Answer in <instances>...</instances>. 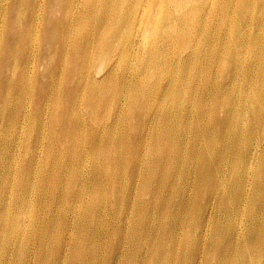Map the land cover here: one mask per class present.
Masks as SVG:
<instances>
[{
    "label": "rangeland",
    "instance_id": "1",
    "mask_svg": "<svg viewBox=\"0 0 264 264\" xmlns=\"http://www.w3.org/2000/svg\"><path fill=\"white\" fill-rule=\"evenodd\" d=\"M42 2L47 6L38 11L35 23L30 0L14 10L22 15V25L38 24L32 33H17L10 13L0 18V263L197 264L205 236L210 243L236 249L231 232L242 221L240 241L252 235V254L242 258L240 251V264H264L259 257L264 252V224L258 222L264 212L257 205L264 193L256 186L261 175H252L255 185L246 187L257 198L237 196L246 175L242 147L252 149L259 136L252 108L243 111L244 96H253L249 71L243 75L244 66L223 63L235 71L223 73L222 90L236 99L223 105V98L230 101L223 91L209 98L195 95L194 109L200 116L190 121L149 123L136 114L120 116L121 104L128 105L130 98L115 81L118 65L115 74H103L101 85L88 80V70L95 67L96 73L103 64L86 66L89 59L78 48L84 17L70 5L69 25L64 14H58L57 3ZM0 4V13L10 9L8 2ZM46 12H54L59 20L49 22ZM13 37L20 41L12 43ZM12 49L16 57L9 75L5 68ZM255 57L250 55L248 62ZM108 88L107 97H102ZM179 95H161L151 107L158 109ZM214 107L219 116L212 113ZM237 111L246 134L240 133V147L230 148L226 136L238 128ZM38 130L47 137L34 144ZM165 131L170 138L163 143L159 139ZM110 140H116L112 147ZM165 155L175 160L167 166L170 182L159 187L158 159ZM68 161L67 168L52 171ZM79 189L83 201L62 205L46 197L49 192L72 195ZM203 195L218 200L204 203ZM203 213L205 221L196 223ZM208 252L221 257L219 251Z\"/></svg>",
    "mask_w": 264,
    "mask_h": 264
},
{
    "label": "bare ground",
    "instance_id": "2",
    "mask_svg": "<svg viewBox=\"0 0 264 264\" xmlns=\"http://www.w3.org/2000/svg\"><path fill=\"white\" fill-rule=\"evenodd\" d=\"M26 1L28 0H0V3L8 2L10 6L8 11L0 13V18L2 16L5 18L10 13L14 28L22 35L39 29L38 24L22 25V15H17V11H14L19 4ZM51 1L57 3L58 14H64L65 23L71 24L70 5L76 6L78 17L85 19L80 26L82 34L78 48L82 49L84 56L89 59L86 66L103 64L101 70L96 72L102 71L100 75L94 72L95 67L88 70V75L91 77L88 80L93 81L96 86L101 85L106 78L103 74L107 71L106 74H115L114 68L118 65L115 81L117 85L121 84L122 88L127 89L130 98L128 105L121 104L118 111L120 116L136 114L143 121L148 119L149 123L155 120L169 123L176 118L179 121L195 119L200 116L194 109L195 95L209 98L223 91L230 97V101L228 98L222 99L223 105H228L236 99L227 89L222 90L223 73L229 70L235 71L229 64L223 63L229 60L232 61L230 64L244 66V69L240 67V72L244 75L249 71L250 90L253 96H244L243 111L248 113L252 108V118L257 123L255 132L259 136L251 146L252 149L249 147L246 149L245 145L242 147L246 156L242 163L246 175L241 180L237 196L242 199L246 197V200L257 198L249 193L246 187L254 183L251 180L252 175L257 178L258 174L262 179L261 182L256 183V186L261 187L260 193H264V110L261 109L264 102V0ZM30 3L35 9L32 15V21L35 23L39 18L38 11L44 5L47 6V3L42 0H30ZM2 6L0 4L1 9ZM45 15L47 20L54 24L59 20V17L56 19L57 15L54 12H46ZM19 41L18 37L11 39L12 43ZM252 54L256 57L248 62ZM9 57L11 63L5 69L9 75H12V59L16 57V49L9 51ZM46 61L48 62L49 58ZM157 86L164 88L165 91L160 93ZM247 87L248 85L243 89ZM16 88L20 87L16 86ZM109 91L110 88L103 91L102 97H107ZM176 92L180 95L175 101L165 103L158 109H152L151 104L156 103L161 95ZM182 105L190 106L191 109L185 111ZM211 111L219 116L216 107ZM236 114L239 117L236 120L238 128L230 136H226L230 148L240 147V133L246 134V129L240 127V112L237 111ZM165 132L162 137L158 134L161 137L160 142L166 143L170 138V134ZM46 137L45 133L38 130L34 144L40 143ZM116 140H110L108 147L114 146ZM174 160V157L168 155L158 159L159 164L162 165L158 179L159 187H162L164 182H170L172 172L167 166ZM70 165L71 161H68L52 171L57 173L60 168L64 169ZM254 185L255 183L252 184ZM203 196L206 197L204 203L210 201L215 203L218 200L214 195ZM46 197L66 205L71 201H83L85 195L79 189L72 195H55L49 192ZM24 202L29 201L24 200ZM257 205L264 212V199H259ZM249 216L252 218L251 215ZM205 218V213L201 216L198 214L196 223H203ZM258 222L264 224V217ZM240 225H243L242 221L240 224H235L231 232L236 237V249L230 250L222 243H210L209 237L205 236L201 248L196 253V263L240 264V251L242 258L250 256L252 249L248 246V241L252 235L245 234L240 241ZM17 227L22 226L17 224ZM262 235L264 237V231ZM22 240H25L24 236ZM183 243L184 241H180L179 245ZM261 245L264 247V240H261ZM154 249L153 254L157 253V248ZM210 249L219 251L221 257L209 254ZM151 250L148 249V252ZM234 253H237L238 257ZM259 257L264 259V252ZM170 263L171 261H165V264ZM86 264L91 263L87 261Z\"/></svg>",
    "mask_w": 264,
    "mask_h": 264
}]
</instances>
